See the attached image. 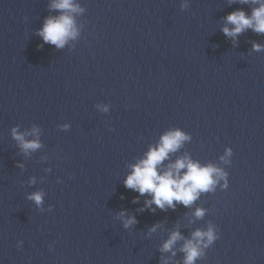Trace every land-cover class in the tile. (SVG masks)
Wrapping results in <instances>:
<instances>
[{"label": "water", "instance_id": "obj_1", "mask_svg": "<svg viewBox=\"0 0 264 264\" xmlns=\"http://www.w3.org/2000/svg\"><path fill=\"white\" fill-rule=\"evenodd\" d=\"M74 2L78 35L57 49L37 35L60 15L51 0H0V264H184L185 240L210 225L219 239L195 264H264V34L221 31L256 5ZM14 128L41 147L25 153ZM175 129L190 139L164 165L187 155L229 186L140 211L151 197L124 186L129 166ZM121 211L138 223L125 229ZM172 231L184 240L162 253Z\"/></svg>", "mask_w": 264, "mask_h": 264}, {"label": "clouds", "instance_id": "obj_2", "mask_svg": "<svg viewBox=\"0 0 264 264\" xmlns=\"http://www.w3.org/2000/svg\"><path fill=\"white\" fill-rule=\"evenodd\" d=\"M234 0H230V3ZM241 3L256 5L253 7L251 15H247L243 10H235L229 13L225 19V25L221 31L226 37H231L233 41L248 29H252L258 34H264V0H240ZM50 10H59L60 15L56 17H46L41 29L37 31L44 43L55 45L57 49L63 48L69 39H74L78 35L75 25L74 15L83 11L74 0H51ZM231 25V27H229ZM254 51L264 50V46L253 44ZM105 112L108 108L103 109ZM70 125H63L67 130ZM33 129V134L37 133ZM27 133H18L13 129V137L19 142L21 149L27 153L30 150L35 151L41 144L38 139L26 140ZM190 139V135L179 129L170 130L163 134L160 141L155 146H150L148 151L135 164L130 165V173L124 180V186L131 189L140 196H150L145 199L140 211L148 209L155 212L156 208L166 210L167 208L175 209L177 204L188 207L196 201L201 193L215 191L217 184L223 180L222 189L229 186L228 173L212 164L201 165L198 161L191 160L187 155L176 159L164 165V161L169 159L171 153L176 152L184 141ZM233 155L231 147L225 149V155L220 159L225 163H230L227 157ZM18 166H20L18 164ZM43 193L36 192L28 198L33 200L37 205L42 203ZM138 202V197L134 199ZM196 218H202L205 210L197 208L194 212ZM123 220L125 229L138 223L135 216H127L125 211L119 213ZM159 225H153L149 232L156 231ZM219 231L212 225L207 230H196L192 233L191 239H186L181 251L184 252V264H195V261L202 255V250L211 246L219 239ZM184 240L179 231H172L168 239L163 243L160 251L170 252L173 250L177 241ZM23 241H17V247L22 245ZM55 242H53L54 244ZM51 250L52 245H49ZM175 255V252H172ZM162 264H168L167 259Z\"/></svg>", "mask_w": 264, "mask_h": 264}]
</instances>
